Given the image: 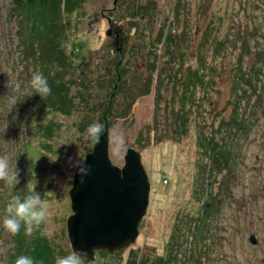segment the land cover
Wrapping results in <instances>:
<instances>
[{
  "label": "rangeland",
  "instance_id": "374dc122",
  "mask_svg": "<svg viewBox=\"0 0 264 264\" xmlns=\"http://www.w3.org/2000/svg\"><path fill=\"white\" fill-rule=\"evenodd\" d=\"M73 1L61 45L76 83L70 111L60 113L30 107L28 83L41 71L38 62L21 63L20 50L35 27L21 25L14 0H0V156L19 170L18 184L0 180V264L13 247L6 205L35 182L48 205L35 228L55 261L72 252L68 192L75 166L94 146L86 130L95 122L105 128V118L110 161L122 168L129 149L141 154L150 203L135 243L96 252L89 264H264V81L239 103L249 122L244 135L218 129L233 109L239 59L245 56L247 72L255 51L264 56V0ZM118 61L122 79L112 97ZM213 138L233 147L227 171H209V147L201 143ZM209 196L214 204L205 207ZM205 211L200 223L191 220Z\"/></svg>",
  "mask_w": 264,
  "mask_h": 264
},
{
  "label": "trees",
  "instance_id": "16d2710c",
  "mask_svg": "<svg viewBox=\"0 0 264 264\" xmlns=\"http://www.w3.org/2000/svg\"><path fill=\"white\" fill-rule=\"evenodd\" d=\"M74 5L73 0H14L13 9L17 14L19 10L20 14L17 16L22 17L23 22L21 25L27 29V23H30V26H34L36 29H32L30 37L27 36L21 43L20 61L21 63L24 62V64H31L32 60L38 62V68L47 78L51 88V94L42 98L32 88L30 89L29 94L31 97L29 96L28 103L33 109L40 110L47 108L60 113H67L71 109L70 85L76 82L75 80L70 82L68 80L69 74H66L75 69V66L68 56L64 54L61 39L64 35L62 26L64 23V13L71 14L73 11L72 6ZM137 11L144 13L143 15L145 13L149 15L146 6L137 8ZM221 46L222 44L220 43L219 47ZM253 54L256 59L252 60L250 63L251 67L248 68L247 72L243 71L245 56L243 55L239 59L238 65L240 67L235 80L233 109L228 120L220 122L218 126L219 132L223 128H226V131L232 133V135L239 136L241 133L244 135L245 128L249 125L245 116L239 113V103L249 91L252 93L256 89L257 92L259 85L264 81V79H261L264 69V56L258 51H255ZM259 63H261V66L258 65ZM119 65L120 61L115 65L117 75L112 86V97L117 95L122 79L121 72L118 70ZM252 85L254 86L253 90L251 89ZM109 109L108 107L106 110L109 111ZM202 145L209 147L208 152L212 161L209 171L214 172V170L221 167H224L227 171L230 163L234 167L235 160L234 158L232 159L231 154L233 147L229 142H225L223 146V144L214 141L213 138L207 140L205 144L201 143ZM211 197L213 199L207 200L205 207L214 204L215 198L214 196H209V199ZM208 213V211H205L200 217L191 218V220L194 223H200ZM12 243L11 252L9 255H5V262L7 264H15V260L21 255L33 257L37 264H54L55 250L46 238L39 234L37 228H34L32 234L29 235L26 232L25 226L21 224L19 232L12 236ZM127 264L137 263L135 260H128Z\"/></svg>",
  "mask_w": 264,
  "mask_h": 264
},
{
  "label": "water",
  "instance_id": "95a60500",
  "mask_svg": "<svg viewBox=\"0 0 264 264\" xmlns=\"http://www.w3.org/2000/svg\"><path fill=\"white\" fill-rule=\"evenodd\" d=\"M106 35H111L110 29ZM108 149L109 127L105 118L99 143L94 142L84 158L90 166L89 174L81 183L75 168L68 192L72 214L66 221L67 239L71 251L87 253L86 264L95 260L98 251L116 254L134 244L149 206L150 182L141 154L129 149L119 168L110 161ZM249 242L257 243L254 235Z\"/></svg>",
  "mask_w": 264,
  "mask_h": 264
},
{
  "label": "clouds",
  "instance_id": "9594fccd",
  "mask_svg": "<svg viewBox=\"0 0 264 264\" xmlns=\"http://www.w3.org/2000/svg\"><path fill=\"white\" fill-rule=\"evenodd\" d=\"M30 86L41 98L51 94L47 78L39 71L33 72ZM16 87L18 88L19 85ZM103 130L104 126L95 122L89 125L86 131L95 143H99L100 133ZM75 167L83 183V178L89 174L90 166L84 161H79ZM18 175L19 170L14 165L10 166L8 157L0 156V180L8 185H16L19 183ZM35 187L36 182L29 186L23 198L19 194L15 195L6 205L3 226L12 235L19 232L21 224L25 226L27 234L31 235L34 228L43 223L48 216V205L35 191ZM86 256V252L72 251L66 256H58L55 264H86ZM15 264H37V262L31 256L21 255L15 260Z\"/></svg>",
  "mask_w": 264,
  "mask_h": 264
},
{
  "label": "flooded vegetation",
  "instance_id": "af4514ba",
  "mask_svg": "<svg viewBox=\"0 0 264 264\" xmlns=\"http://www.w3.org/2000/svg\"><path fill=\"white\" fill-rule=\"evenodd\" d=\"M109 22V21H108ZM110 29H112V27L110 28ZM111 32H112V30H111ZM116 36H117V38H116ZM119 34H118V32H115V39L117 40V42H116V45H118L119 44ZM150 191H151V184H150ZM150 203V202H149Z\"/></svg>",
  "mask_w": 264,
  "mask_h": 264
}]
</instances>
